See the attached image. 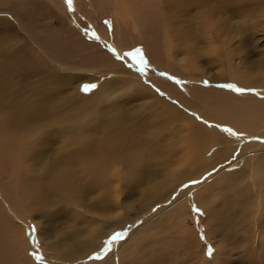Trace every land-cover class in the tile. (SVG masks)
I'll list each match as a JSON object with an SVG mask.
<instances>
[{
    "label": "bare ground",
    "instance_id": "bare-ground-1",
    "mask_svg": "<svg viewBox=\"0 0 264 264\" xmlns=\"http://www.w3.org/2000/svg\"><path fill=\"white\" fill-rule=\"evenodd\" d=\"M39 5L0 4V264H264V0Z\"/></svg>",
    "mask_w": 264,
    "mask_h": 264
},
{
    "label": "rangeland",
    "instance_id": "rangeland-1",
    "mask_svg": "<svg viewBox=\"0 0 264 264\" xmlns=\"http://www.w3.org/2000/svg\"><path fill=\"white\" fill-rule=\"evenodd\" d=\"M37 2H39V3H37ZM44 2H46V0H0V4L5 5L7 7L8 11L12 12L13 14H14V11H15V12H17L19 14H20V12H26L27 16L31 15L30 17L34 18V23H35L34 24V28H32V29H34V32H35L36 35L39 36V35H49L51 33L52 34L61 33L64 30V28L62 27L64 22L60 23V18L59 17L58 18L53 17V15L48 11V9L46 7H44V5L43 6L39 5V4H42ZM69 2H71V0H69ZM85 2H87V0H85ZM23 5H25V6H23ZM27 6H28V8H27ZM6 7L2 8L0 10L3 13H6L7 12L6 11ZM20 8H21V10H20ZM24 9H25V11H22ZM28 9H29V11H28ZM241 17L243 19L244 16H241ZM237 20H240V19H238V17H235V18L232 19V21L234 23H238ZM104 21L106 22V24L111 23V20H106L105 19ZM104 21L102 20L101 23H103ZM11 28H12V32H13L12 35H14V37L16 36L15 37V42L16 43L17 42L18 43L25 42V41L28 42L27 39L25 38V36L20 34V32H18V29H17L16 26H14L12 24ZM30 33L32 35V32H30ZM95 33H96L95 30L91 28V31L89 32V36L92 35V34L95 35ZM22 38H23V41H21ZM128 47H130V48L127 49L125 51V53H126V55L128 57H130V63L136 65L135 62H138V63H140V62L138 60H135V59H138V58L141 59L143 57L145 58L146 50H145V47H144L143 44L140 43V44H135L133 47L132 46H128ZM130 63L129 62L127 63V67L134 71L135 67L134 66L131 67L132 65ZM48 69L49 68H47L45 72L51 71V70H48ZM57 71H59V70H57ZM87 74H93L94 75L93 81L95 82L96 88H97V86H100L105 80H108L107 77L105 79L104 76H100L98 74H95L94 72H89L88 71ZM31 78L33 80H35V81H38L40 76L38 74H35V75L33 74V75H31ZM207 79H208L207 77H204L202 79V82L205 85L211 83V80L210 79L207 80ZM110 87H112V86H110ZM89 89H90V84L89 83H84L83 86L81 87L80 91H81V93L85 94ZM76 90H77V88H76ZM132 91H133L132 86L126 85V84H119V86L118 87L115 86L113 90L105 89L104 90V94H103V99L100 102V106H104L105 107L107 105H111V103L120 102L121 99L122 100L125 99L127 94L129 95ZM75 103H76V101H75ZM94 109L98 110L96 108H94ZM114 235H115V232H113L107 238V240H106L107 242L106 243H109L113 239ZM39 247H40V244L38 243V246H36V248L33 249V251H34L33 252V256L35 258H37V259H42L43 258V253L39 249ZM211 250H214V247H212ZM39 251H40V253H39ZM241 251H242L241 247H237V248H235L232 251L233 252V256H232L233 263L232 264H248V263H244L243 259L240 257L241 256L240 255Z\"/></svg>",
    "mask_w": 264,
    "mask_h": 264
}]
</instances>
